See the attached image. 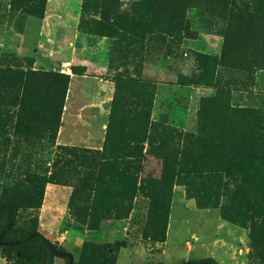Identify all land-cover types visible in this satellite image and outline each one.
<instances>
[{
	"label": "rangeland",
	"instance_id": "1",
	"mask_svg": "<svg viewBox=\"0 0 264 264\" xmlns=\"http://www.w3.org/2000/svg\"><path fill=\"white\" fill-rule=\"evenodd\" d=\"M233 3L259 18L231 21ZM116 101L151 103L154 146L226 153L250 132L264 156V0H0V199L18 226L77 262L117 246V264H264V185L126 167L132 152H103ZM12 253L0 264H26Z\"/></svg>",
	"mask_w": 264,
	"mask_h": 264
},
{
	"label": "trees",
	"instance_id": "2",
	"mask_svg": "<svg viewBox=\"0 0 264 264\" xmlns=\"http://www.w3.org/2000/svg\"><path fill=\"white\" fill-rule=\"evenodd\" d=\"M223 11L229 14L231 21L242 19L250 22L259 18L257 14L246 12L238 3H233L229 8L226 6ZM246 47L248 41L235 44L236 54L243 53ZM151 117V103L145 101L137 104L133 110H122L119 103L114 102L112 120L108 125V144L103 152H111L117 145L124 152H132L121 158L126 167L143 171L147 166L148 169L157 166L159 170L168 171L171 179L196 172L204 185H221L224 179L221 172L224 170L223 175L241 186L252 188L256 195L260 194L264 185V177L261 176L264 174V156L261 140L254 133L248 132L243 137L234 136L226 153L220 151V141L211 137L199 138L200 148L197 151H180L169 139H162L154 146L157 135L151 132L154 124ZM216 125L213 124L210 131H214ZM146 140L151 143V148L144 152ZM0 247L7 248L18 261L26 264H52L55 257L63 258L65 264H117L119 253L117 246H105L100 258L89 256L77 262L71 250L54 242L36 227L18 226L17 206L6 197L0 199ZM178 264L218 262L214 257L206 256Z\"/></svg>",
	"mask_w": 264,
	"mask_h": 264
}]
</instances>
